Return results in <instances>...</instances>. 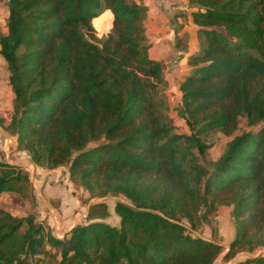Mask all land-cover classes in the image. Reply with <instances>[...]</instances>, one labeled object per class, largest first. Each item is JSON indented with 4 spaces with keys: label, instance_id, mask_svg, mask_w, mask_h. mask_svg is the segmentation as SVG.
<instances>
[{
    "label": "trees",
    "instance_id": "16d2710c",
    "mask_svg": "<svg viewBox=\"0 0 264 264\" xmlns=\"http://www.w3.org/2000/svg\"><path fill=\"white\" fill-rule=\"evenodd\" d=\"M198 49L178 85L177 132L148 8L135 0H7L0 53L13 111L3 129L47 169L68 168L94 203L62 238L0 207V264H214L223 247L194 236L220 206L235 235L224 258L264 247V0H187ZM111 11L101 38L91 21ZM179 38V37H178ZM2 123V122H1ZM231 139L208 165L210 134ZM30 175L0 160V196ZM100 212H97L99 208ZM233 264H264V254Z\"/></svg>",
    "mask_w": 264,
    "mask_h": 264
},
{
    "label": "rangeland",
    "instance_id": "374dc122",
    "mask_svg": "<svg viewBox=\"0 0 264 264\" xmlns=\"http://www.w3.org/2000/svg\"><path fill=\"white\" fill-rule=\"evenodd\" d=\"M135 1L145 5L141 1ZM147 8L148 14L144 22V26L148 43L150 44L148 55L150 58L160 62L163 67L165 75L164 91L169 103L170 116L177 127V132L189 133L188 127L177 113L178 106L180 104V92L178 90V85L189 70L187 61L191 53L189 55L188 53L196 52L198 49L197 35H194L196 29L186 28V25H188L187 27L190 25L188 24L187 19L188 11L183 13L186 8L183 1L181 3L170 5L164 0H157L156 2H152L151 6H147ZM90 25L91 34L95 38H101L112 28L111 11H103L96 18L92 19ZM4 136L6 137V134H4ZM7 137L10 138L8 135ZM10 139L12 140V138ZM230 139L231 137H227L223 134H210L208 138H206V142L211 143L212 147L201 158L202 162L208 165L210 160L216 159L224 151L225 145ZM11 148L12 147L10 145L9 150ZM0 157L2 160H4L6 155L1 153ZM18 159L19 162L24 164L21 167L29 172L30 185L23 189V193L2 194L0 196V207L10 212L14 216H25L29 213H33L36 216L37 222L49 226L46 223L49 221V223L54 226V221L58 222V219H56V212L54 210L50 212L54 218H51L45 212V207H47L49 204L43 201V198L45 199V197L41 191V185H38L37 180L38 176L40 177L41 175L40 170L37 171L36 165H34L30 158H28L24 153L18 154ZM62 171L64 172L63 169H58V175L55 177L57 180L52 178L53 186L58 185L60 187L59 189H61V186H63L62 177L65 178ZM72 184L73 185L70 186L72 187V190L70 191H72L74 196H78L82 200L81 208L79 210L84 216H81V214H76L75 217L78 218L77 220L73 219L72 216L69 217L65 227H68L73 223L74 226L77 222L84 223L86 221V215L89 208L94 203L99 202L104 203L109 211V216L107 219H105V222L111 225L119 224L120 220L115 215L114 205L117 201L128 202L124 196L110 194L105 197H90V195L79 185L74 183ZM68 191L69 190L65 189V192ZM52 200V205L55 208L60 207V203L57 200ZM100 210H102L101 207L97 212H100ZM53 219L55 220L53 221ZM49 227L52 231L54 230L51 226ZM61 229L63 228H59L57 230L55 228L56 231H53V234L58 238L63 237ZM192 233L194 236L215 241L222 245L223 251L215 259L214 264H233L236 261H241L247 257H251L247 251H238L229 256V258H224L228 252L229 243L235 235V228L233 220L230 216L229 207L220 206L214 214L210 215L209 221L206 224H204L199 230L193 231ZM259 253L264 254V247L258 248L251 254L256 255Z\"/></svg>",
    "mask_w": 264,
    "mask_h": 264
},
{
    "label": "crops",
    "instance_id": "0c3cea01",
    "mask_svg": "<svg viewBox=\"0 0 264 264\" xmlns=\"http://www.w3.org/2000/svg\"><path fill=\"white\" fill-rule=\"evenodd\" d=\"M138 1L143 2L146 6H151V3L156 2L157 0H138ZM164 1H166V3H169L170 5H173L175 3H181L183 1L186 7L183 13L188 11L187 19H188V24L190 25L189 27H187L188 25H186V28H191V29L195 28V26L192 24L191 19H190V11H189L187 0H180V1L179 0H164ZM6 4H7V0H4V1L0 0V36L5 35L7 32L6 16H7L8 10H7ZM195 34H196V31L194 32V35ZM190 53H194V52H189L188 55ZM12 104H13V93L9 85V70L7 68V64L4 58L2 57L0 53V155L1 153L6 155V158L4 160H2L1 157H0V160L5 161L7 163L23 166L24 164L19 162L18 154L20 153H24L25 155L27 154L23 151L17 150L16 136L9 134V133L7 134V132L4 131L3 127L1 126V124L6 125L7 122L9 121L12 115V111H13ZM4 134H6V137L4 136ZM7 135L10 136L12 140L8 138ZM10 145L12 148L9 150ZM27 157L29 158L28 155ZM36 169L37 171L40 170V174H41L40 177L38 176L37 181H38V185H41V191L45 197V199L43 198V201L49 204L47 205V207H45L46 208L45 212L51 218H54L52 216V213H50L54 210L56 212V219H58V222L54 221L55 219H53L55 223L54 224L55 227L51 225L49 221H47L46 223L47 225L51 226L52 229L54 230L55 228L56 230L59 228H63L61 229V231L64 236V234L68 232L73 227V224H74L73 223L69 225L68 227H65L67 223V219L72 216L73 219L77 220L78 218L75 217L76 214H81V216H84L82 212H80L79 210L81 208L82 200L78 196H74L72 191H70L72 190V187L70 186L73 184L69 180V177H68V168L61 166L55 169H47V168L36 166ZM58 169H63L64 172L62 171V173L65 176V178L62 177L63 186H61V189H59L60 187L58 185L53 186V183H52L53 179L57 180L55 179V177H57L58 175L57 173ZM65 189L69 190L70 192L69 191L65 192ZM52 199H55V201L57 200L60 203V207L55 208L52 205V201H53Z\"/></svg>",
    "mask_w": 264,
    "mask_h": 264
},
{
    "label": "water",
    "instance_id": "95a60500",
    "mask_svg": "<svg viewBox=\"0 0 264 264\" xmlns=\"http://www.w3.org/2000/svg\"><path fill=\"white\" fill-rule=\"evenodd\" d=\"M249 254H250L251 257H256L257 255H260L261 253L256 254V255L255 254H251V253H249Z\"/></svg>",
    "mask_w": 264,
    "mask_h": 264
}]
</instances>
